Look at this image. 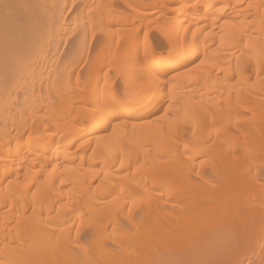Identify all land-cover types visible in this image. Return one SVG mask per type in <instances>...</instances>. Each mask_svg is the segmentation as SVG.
Returning <instances> with one entry per match:
<instances>
[{
  "label": "bare ground",
  "instance_id": "6f19581e",
  "mask_svg": "<svg viewBox=\"0 0 264 264\" xmlns=\"http://www.w3.org/2000/svg\"><path fill=\"white\" fill-rule=\"evenodd\" d=\"M262 174L264 0H0V264H256Z\"/></svg>",
  "mask_w": 264,
  "mask_h": 264
},
{
  "label": "rangeland",
  "instance_id": "374dc122",
  "mask_svg": "<svg viewBox=\"0 0 264 264\" xmlns=\"http://www.w3.org/2000/svg\"><path fill=\"white\" fill-rule=\"evenodd\" d=\"M135 1H138V0H135ZM139 1H142V0H139ZM134 5L133 4H131V7H133ZM123 10V9H122ZM124 14H126V15H130V13H131V11H130V9H128V8H125L124 7ZM152 31V30H151ZM156 31H152L151 32V35H156L157 37H158V40L159 39H161L160 40V43H161V41L163 42V43H165V40L162 38V37H159V34L158 33H155ZM200 61V58L199 59H197L196 61H195V63H197V62H199ZM199 69V68H198ZM196 72H200V71H195L194 73H193V76H195V73ZM197 75V74H196ZM220 88V86H216V88H205V89H202V91H200L201 93H199L200 95H202L201 97H200V99H199V105H201V106H203L204 108L206 107V109H208V112H210V109H211V112L214 110V106H213V104H217V103H223V101H225L224 100V98L227 96L226 94H227V92L225 93V91H227L228 89L226 88L225 89V91H222V90H224V89H219ZM222 91V92H221ZM162 93H164V92H162L161 91V95H163ZM223 93H225L224 95H223ZM231 93V92H230ZM164 94H166V92L164 93ZM198 94V95H199ZM231 95L232 96H230V98L231 97H233L234 98V92L233 93H231ZM214 99V100H212V99ZM226 98H229L228 96L226 97ZM202 99H203V102H202ZM231 100H233V99H231ZM209 101V102H208ZM212 101H214V102H212ZM219 101H221V102H219ZM207 102V103H206ZM168 104V101H165L161 106H160V108H159V110H157L155 113H153L151 116H149L147 119H145L144 121H143V123L144 124H146V125H142L141 127H140V129H142L141 131L143 132H145V130H143V128H146V126H148L149 125V123L150 122H152L150 125H153V127H157L158 125H161V126H163V124H165V122L166 121H168V118L170 117V115H169V117L168 116H166V113H165V108L168 106L167 105ZM207 104H210L211 106H209V105H207ZM167 105V106H166ZM205 105V106H204ZM211 107V108H210ZM165 114H164V113ZM166 116V117H165ZM151 117V118H150ZM166 120V121H165ZM165 121V122H164ZM147 122H148V124H147ZM149 125V126H150ZM151 127V126H150ZM150 127H148V128H150ZM159 127V126H158ZM157 127V128H158ZM155 128H153V130L155 131ZM139 129V130H140ZM138 130V131H139ZM151 130L152 129H150V131H149V133L151 132ZM140 131V132H141ZM136 134V133H135ZM140 134V133H139ZM143 134V133H142ZM128 136L130 135V134H127ZM150 143H152V144H154L155 142H154V140L152 139V140H150ZM201 161V160H200ZM199 162V161H198ZM197 167V166H196ZM256 170V172H257V168L255 169ZM255 170H254V168L252 169V172H254L255 173ZM261 169H259V171L257 172V174H259L258 176H261V173H262V171H260ZM257 176V178L258 179H264V177H263V174H262V177H258ZM258 179H255V180H258ZM262 179V180H263ZM259 182V187H258V189L259 190H263L264 189V186H263V181H261V180H259L258 181ZM260 183H262V186H260L261 184ZM257 189V190H258ZM258 190V191H259ZM264 195V194H263ZM264 243V242H263ZM258 249V251H261L260 252V254H259V252H258V255H257V257H255V258H253V260H255L256 261V264H264V248L262 249V248H260V246H259V248H257ZM256 252V253H257ZM254 254H255V252H253ZM263 254V255H262ZM252 255V254H251ZM261 255V256H260ZM250 256V255H249ZM249 256H246V259H244L243 260V264H245V263H247V264H249L250 262H249V260H248V258H252V257H249ZM253 256V255H252ZM245 258V257H244ZM257 259V260H256ZM248 260V261H247ZM251 260V259H250ZM257 261H259V262H257ZM251 264H255L254 263V261L253 262H251Z\"/></svg>",
  "mask_w": 264,
  "mask_h": 264
}]
</instances>
